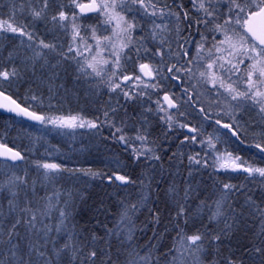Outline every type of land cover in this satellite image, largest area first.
<instances>
[{
    "label": "snow or ice",
    "instance_id": "obj_1",
    "mask_svg": "<svg viewBox=\"0 0 264 264\" xmlns=\"http://www.w3.org/2000/svg\"><path fill=\"white\" fill-rule=\"evenodd\" d=\"M0 264H264V0H0Z\"/></svg>",
    "mask_w": 264,
    "mask_h": 264
}]
</instances>
